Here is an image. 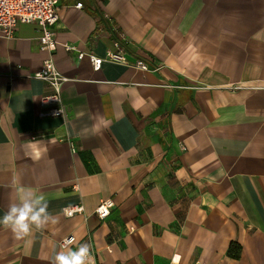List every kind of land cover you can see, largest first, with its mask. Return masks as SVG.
Masks as SVG:
<instances>
[{
    "label": "crops",
    "instance_id": "crops-1",
    "mask_svg": "<svg viewBox=\"0 0 264 264\" xmlns=\"http://www.w3.org/2000/svg\"><path fill=\"white\" fill-rule=\"evenodd\" d=\"M55 29L59 116L38 24L0 35V218L23 191L55 218L23 239L0 225V264L81 244L94 264H264V0H59ZM115 40L128 62L95 69Z\"/></svg>",
    "mask_w": 264,
    "mask_h": 264
},
{
    "label": "built area",
    "instance_id": "built-area-1",
    "mask_svg": "<svg viewBox=\"0 0 264 264\" xmlns=\"http://www.w3.org/2000/svg\"><path fill=\"white\" fill-rule=\"evenodd\" d=\"M77 7H82L83 3L78 2ZM59 20V0H0V35L11 37L15 33V28L19 23L36 22L39 26L40 48L47 53L43 60L41 70L36 72L35 77L45 80L53 89L51 93L43 97L45 106L54 105L47 111H43L46 116H59L65 113L62 103L61 87L67 77L59 70L54 60V52L58 45L55 25ZM126 51L122 43L113 42V48L107 51L106 56L99 57L90 55L95 69L101 68L104 61L128 62ZM85 52L80 51L79 57H83ZM134 65L147 70L150 65L144 59H137ZM114 200L107 198L96 208L99 217L105 218L114 206ZM84 206L76 204L65 208L67 216L83 212ZM76 240L74 234H68L60 240V246L73 244ZM204 264V263H202Z\"/></svg>",
    "mask_w": 264,
    "mask_h": 264
},
{
    "label": "clouds",
    "instance_id": "clouds-1",
    "mask_svg": "<svg viewBox=\"0 0 264 264\" xmlns=\"http://www.w3.org/2000/svg\"><path fill=\"white\" fill-rule=\"evenodd\" d=\"M48 200L43 194L23 191L17 202L10 203L0 225L10 229L16 239L30 235L33 229L41 231L55 218L48 212ZM67 245H63L66 248ZM49 259V264H94L91 259L88 244H81L76 250L55 252Z\"/></svg>",
    "mask_w": 264,
    "mask_h": 264
},
{
    "label": "trees",
    "instance_id": "trees-1",
    "mask_svg": "<svg viewBox=\"0 0 264 264\" xmlns=\"http://www.w3.org/2000/svg\"><path fill=\"white\" fill-rule=\"evenodd\" d=\"M241 250V245L237 241H232L229 246V255L233 257H238Z\"/></svg>",
    "mask_w": 264,
    "mask_h": 264
}]
</instances>
